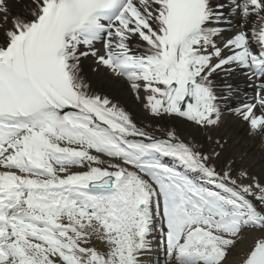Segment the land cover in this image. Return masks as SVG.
<instances>
[{
    "label": "snow or ice",
    "instance_id": "snow-or-ice-1",
    "mask_svg": "<svg viewBox=\"0 0 264 264\" xmlns=\"http://www.w3.org/2000/svg\"><path fill=\"white\" fill-rule=\"evenodd\" d=\"M243 129L264 0H0V264H264Z\"/></svg>",
    "mask_w": 264,
    "mask_h": 264
},
{
    "label": "bare ground",
    "instance_id": "bare-ground-1",
    "mask_svg": "<svg viewBox=\"0 0 264 264\" xmlns=\"http://www.w3.org/2000/svg\"><path fill=\"white\" fill-rule=\"evenodd\" d=\"M85 71L92 79V81L94 83H97L98 78L92 75L90 70H88L87 68L85 69ZM239 84L242 90L241 98H243V80H240ZM98 86L106 88L107 90L111 91L114 95H122L123 102L126 103L131 110L135 112L140 111L136 103L130 97H128L126 93L121 92V85L119 83L110 80H102L99 82ZM249 95H251V93H249ZM234 135H236V139L239 142L236 151L238 153L241 151H246L257 169L264 167V141L260 140L259 138L249 137L247 135L246 129L234 130Z\"/></svg>",
    "mask_w": 264,
    "mask_h": 264
}]
</instances>
